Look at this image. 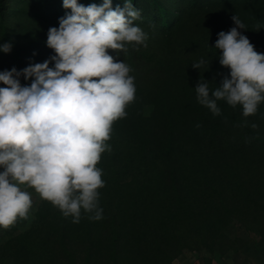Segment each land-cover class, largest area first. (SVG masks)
I'll use <instances>...</instances> for the list:
<instances>
[{"label": "rangeland", "instance_id": "rangeland-1", "mask_svg": "<svg viewBox=\"0 0 264 264\" xmlns=\"http://www.w3.org/2000/svg\"><path fill=\"white\" fill-rule=\"evenodd\" d=\"M102 2L84 3L87 6ZM123 3L124 0H112V7H123ZM184 3L185 0L170 1L172 6H179V10L183 7L186 12ZM70 11L63 7V0H3L0 44L10 41L12 49L9 53L0 52V71L13 67L20 70L17 60L22 61L24 68L55 55L46 45L48 30L58 28L59 19ZM234 15L244 24L245 29L238 31L248 37L258 53H264V37L258 33L260 22L264 24V0H209L198 14L186 18L179 15L166 42L176 47L200 37L204 26L212 28L213 24L217 40L220 31L235 27ZM176 16L171 12V24ZM10 54L15 63L8 58ZM219 54L218 49L214 52L207 49L196 51L184 62L175 58L169 80L160 88L148 85L136 88L134 101L125 109L127 115L113 123L109 140L114 135L124 136L128 127L132 129L130 125L138 124L132 107L139 106L145 131L153 139L163 140L160 147L156 142L148 155L151 163L142 190L123 175L120 163L127 150L118 148L114 170L120 173L122 188L113 190L107 198L113 188H100L105 195L101 198L104 202L105 198L109 200L106 204L115 208L114 227L107 226L114 214L103 211L102 219L94 220L89 218L92 213L83 210L79 223L68 217L66 235L56 223L39 227L34 214L44 211L49 217L59 209L42 199L34 188L22 185L32 199L28 217L18 218L8 228L0 227V235L40 230L41 237L45 233L48 258L57 264H66L64 258L55 256L60 244L71 254L70 264H241L242 249L251 245L262 249L264 158L253 152L250 143L253 132L264 141V102L254 115L247 117L243 116L241 106L234 108L223 100L217 101L221 109L218 116L197 102L195 87L199 81L207 80L209 88L215 89L230 75V69L220 65ZM201 59L205 63L199 69L191 66ZM53 65L54 61L49 66ZM22 79V85H30L31 79L28 83ZM197 106H201L205 115L200 121ZM253 123L256 128L251 127ZM168 140L173 142L171 146ZM114 154L111 144L107 155L110 158ZM0 241H5L4 236ZM6 249L12 251L11 247Z\"/></svg>", "mask_w": 264, "mask_h": 264}, {"label": "clouds", "instance_id": "clouds-1", "mask_svg": "<svg viewBox=\"0 0 264 264\" xmlns=\"http://www.w3.org/2000/svg\"><path fill=\"white\" fill-rule=\"evenodd\" d=\"M70 9L51 27L46 45L55 55L23 69L0 71V227L8 228L18 218L27 219L34 188L42 199L62 215L79 223L82 210L100 220L99 206L104 187L101 154L111 151L107 141L113 123L127 115L135 99L130 67L108 50L127 52L126 44H144L147 34L135 23L141 12L133 0L112 7V0L83 5L63 0ZM235 27L220 31L214 48L220 65L230 69L215 89L207 80L197 83V102L220 115L217 101L242 107L243 116L254 115L264 102V53H258L243 22L233 16ZM12 43L0 44L9 53ZM54 65L50 67V63ZM203 59L193 63L199 69ZM31 79L30 85L21 84ZM196 127H200L199 124ZM251 127L256 128L255 123Z\"/></svg>", "mask_w": 264, "mask_h": 264}, {"label": "trees", "instance_id": "trees-1", "mask_svg": "<svg viewBox=\"0 0 264 264\" xmlns=\"http://www.w3.org/2000/svg\"><path fill=\"white\" fill-rule=\"evenodd\" d=\"M2 1L3 0H0V5ZM170 1L172 0H133V5L141 12V18L136 20L135 23L138 24L147 34V40L145 41L147 46L145 47L144 44L137 45L134 42L126 44L127 52L121 51L119 52V56H117L116 50H108L110 55L118 61L123 60L130 67L129 75L134 77L135 88L140 87L139 89H141L145 85L159 88L162 87L165 81L167 82L169 80V76L174 67L173 62L176 61L175 58L177 57L182 58L184 62L186 60L185 58L192 57L196 51H203L207 49L212 52L216 51L214 45L217 37V31L214 30V24L211 26L212 28L204 26V29L200 32V37L190 39L185 42L183 41L176 47H171L170 43L166 42L169 40L168 38H170L175 24L178 23L179 15H183L182 17L186 18L188 15L198 14L201 12V8L209 3V0H185L184 6L187 10L184 12L183 7L179 10V6L178 8L176 5L172 6ZM84 2L85 0H78V3L83 5H85ZM171 12L177 15L172 24L170 22ZM2 17L3 16L0 13V21H2ZM259 26L260 29L258 30V33L261 32L264 37V24L260 22ZM14 51H17V49H14ZM8 58L11 63L16 62L11 54ZM17 62L20 63L19 65L21 69H23L22 61L17 60ZM22 80L26 83L29 82L24 79ZM132 108L135 109V114L133 115L137 117L136 121L138 120V124L130 125L132 129H129L128 127L124 136L116 137L114 135V138L107 141L108 144H112L115 154L109 158V155H107L108 151L106 153H102L101 159L97 164V167L102 169V179L105 181L104 187L113 188L111 192L107 194L106 198L108 195L113 193V190L119 191V189L122 188V183L120 184L121 180H119L120 173L114 170L118 160V154L116 153L118 152V148L121 149L122 147L125 152L127 150L124 157L122 156V161L120 163L123 175H125L126 179L129 178V181L135 183L136 186L139 187L138 189L142 190L145 182H147V173L148 168L150 167L148 155L152 153L156 142V145L158 144L159 147L160 144L163 143V140H156V138L153 139L150 137L148 130L145 131L142 125L143 119L141 114L138 112L139 106L138 108ZM196 109L198 120L200 121L202 118L204 119L205 115L202 113L203 111L201 110V106H197ZM171 143L173 142L168 140V146H171ZM250 147L253 152L259 155L258 157L264 158V141L259 138L258 135L254 134V132L251 133ZM101 189H98L100 193L99 206L104 212H106L107 215L111 213L114 214L110 219V223L108 222L107 225L108 227H114L117 222V217L115 215L116 212H114L115 208L109 207L106 204L109 200L106 201L105 198L104 202V199L101 198V196H105L102 195L103 190ZM141 192L142 191H140V193ZM33 218L35 222H39L37 223L39 227H45V224L48 226L52 224L53 226L54 223H56L63 231V234L65 233L66 235L68 231V217L65 218L60 210H58L57 214L53 213L49 217L48 215H45L44 211H41L34 214ZM41 234L43 235V233ZM41 234L40 230L34 231V229H31L26 233L16 235H11L5 232L1 233L0 237L4 236L5 238L3 243L0 241V260L2 264H13L16 260L22 261V264H47L48 262V264H57V261L51 262L50 260L52 259L48 258V250L45 246V233L44 237H41ZM6 247H11L12 251L9 249L7 251ZM55 256L64 258L66 264L72 263L71 254L64 245L60 244L58 255Z\"/></svg>", "mask_w": 264, "mask_h": 264}, {"label": "crops", "instance_id": "crops-1", "mask_svg": "<svg viewBox=\"0 0 264 264\" xmlns=\"http://www.w3.org/2000/svg\"><path fill=\"white\" fill-rule=\"evenodd\" d=\"M1 63L2 59L0 57V65ZM240 259L243 264H264V247L262 249H257L252 245L249 247L247 246L241 250Z\"/></svg>", "mask_w": 264, "mask_h": 264}]
</instances>
